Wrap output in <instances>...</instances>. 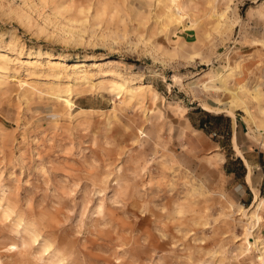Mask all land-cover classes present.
<instances>
[{"label":"rangeland","instance_id":"1","mask_svg":"<svg viewBox=\"0 0 264 264\" xmlns=\"http://www.w3.org/2000/svg\"><path fill=\"white\" fill-rule=\"evenodd\" d=\"M5 50L2 264H51L45 243L60 264H264V211L250 248L251 205L217 167L193 171L180 157L192 97L231 104L240 132H263L244 107L264 92V0H0ZM40 54L65 62L27 58ZM226 69L245 105L222 86L203 88ZM113 82L136 89L135 100L113 94ZM24 229L39 236L34 245H21Z\"/></svg>","mask_w":264,"mask_h":264},{"label":"crops","instance_id":"2","mask_svg":"<svg viewBox=\"0 0 264 264\" xmlns=\"http://www.w3.org/2000/svg\"><path fill=\"white\" fill-rule=\"evenodd\" d=\"M195 79L190 78L189 81L193 82ZM184 81H186L185 77ZM189 81L184 84H188ZM166 92L161 93L168 97V94H171V89L169 91L168 87ZM184 95L191 96V93L187 90L183 91V96L180 95L182 99L185 98ZM205 103L212 107L219 106L218 102L217 104L215 102V105L208 101ZM184 107L185 111L180 118L182 125L180 139H182L183 145L180 150L182 162L193 171L199 170L204 162H209L219 169L225 186L232 191L235 200L243 207L251 205V210L257 206V203L264 205L263 117L257 127L248 119L257 131H263L259 136H256L250 135L248 130L240 132L236 114L232 116L222 112H208L202 108L200 100L196 97H192V103L184 104ZM224 108L234 113L231 104ZM256 195L257 201L255 200ZM263 211L264 209L260 211L261 214ZM262 217L264 218V213Z\"/></svg>","mask_w":264,"mask_h":264},{"label":"bare ground","instance_id":"3","mask_svg":"<svg viewBox=\"0 0 264 264\" xmlns=\"http://www.w3.org/2000/svg\"><path fill=\"white\" fill-rule=\"evenodd\" d=\"M164 1L170 3L172 5V7L179 5V0H164ZM11 46H12V49H13V47H17L16 42L13 41L11 43ZM6 52H9V54H10V52L13 53L12 50L0 51V92L2 89L4 79L7 78L5 76V73L9 69L8 66L10 65V59L8 58V55H6ZM15 56H17V58H21L22 54L21 53H15ZM27 58H34V59L40 60L42 58H51V57L48 54H40V55H37L35 57L28 56ZM88 58L90 60L95 59L94 56H89ZM50 60H52L53 62H56L57 64L59 62H61V63L65 62V59L59 55L52 57ZM231 72L232 71H230V69H226L223 71V73L216 75L215 79L203 84L202 86L205 90H208V91H216L219 89L220 86H222V87H224L223 90H227L231 94V100L230 101L234 104V106H235V104L236 105H239V104L245 105V103L242 101V99L239 96L240 88H238V87L230 88V86H229V82H230V79L232 77ZM78 79H79V82L83 81L85 79V74H82ZM25 84L31 88L33 86L31 83H25ZM112 84H113L112 85V93L117 95L118 98H121L120 94L122 93V94H125L126 97H128V99H125L126 103L130 104L133 100H135L136 89L128 88V87L125 88L124 85L117 84L114 82ZM138 88H140V87H138ZM260 92H262V91H259V90L253 91L252 101H254V109L257 111V113L264 116V108H262L260 105L261 99H262L260 97L263 95L264 92L262 94ZM57 97H58V95H57ZM155 97H156V95L153 94V98H155ZM66 99H67V97H66ZM202 108L208 110V112L209 111H214V112H218V113L226 112L230 115H233L232 111L230 112V111L220 110L221 108L220 109H212V108L208 107L207 105H203ZM254 109L247 107L245 105L244 112H245V115L247 116V118L250 119V121H252L255 124V126H258L260 124V122H257L256 118L254 117V115L252 113V111ZM255 200L257 201V195L255 196ZM262 204L263 203H257V206H254L250 210V211H252L250 213V215H249V213H247V211H249V210H246V209L242 210V218L246 219L248 227H249L248 232H247L246 245H248L250 248H254L255 246H257V244L258 245L261 244V241L258 239V237H256V236L254 237L253 233L255 230H259V228H260V223L262 221V218H261V214L259 212L264 209V207H262L264 205H262ZM38 237L34 234H31L30 232H28L27 230L24 229V232L20 235L21 243H22L21 245H23V246H27V245L29 246L30 244L34 245L37 242ZM10 247L12 249L13 248L17 249L16 245H11ZM49 249H50L49 245H47L45 243V244H43V246H41L40 252L43 255L48 256L47 261H49L51 264H60L63 261V259L55 256L54 253L52 254L51 252H49L50 251ZM260 251H261V255H263L264 247H261ZM261 255L259 256L260 260L262 258ZM0 264H2L1 261H0Z\"/></svg>","mask_w":264,"mask_h":264}]
</instances>
